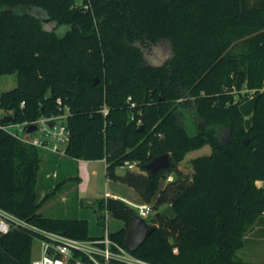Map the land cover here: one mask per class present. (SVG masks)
<instances>
[{
	"label": "trees",
	"instance_id": "16d2710c",
	"mask_svg": "<svg viewBox=\"0 0 264 264\" xmlns=\"http://www.w3.org/2000/svg\"><path fill=\"white\" fill-rule=\"evenodd\" d=\"M74 1L0 0V75L18 80L0 94V112L32 121L58 114L62 99L71 130L64 155L105 159L108 178L151 203L155 229L137 257L149 264H259L237 252L249 232L264 231V186L257 184L264 180V0H92L94 15ZM164 42L171 54L152 64L146 54ZM245 88L256 96L250 129L241 110L250 96ZM204 144L212 153L193 158L186 172L180 161ZM164 153L169 168L151 174L145 165ZM41 160L38 146L0 128V208L36 228L96 238L87 219L40 212L50 196L40 198ZM130 161L137 170L117 172ZM91 204L99 223L104 211L125 221L110 234L127 247L136 211L112 196ZM162 205H172L175 217ZM36 234L22 224L0 233V264H31Z\"/></svg>",
	"mask_w": 264,
	"mask_h": 264
},
{
	"label": "rangeland",
	"instance_id": "374dc122",
	"mask_svg": "<svg viewBox=\"0 0 264 264\" xmlns=\"http://www.w3.org/2000/svg\"><path fill=\"white\" fill-rule=\"evenodd\" d=\"M170 54V46L168 43L164 42L154 45L152 50L148 52L146 56L152 64H160ZM17 82L16 73L0 75V94L3 91H9L14 88L17 85ZM235 97L237 98L238 96ZM249 105L251 107L252 105L254 106V99L248 97L241 104L244 123L248 122L247 113L245 111H247ZM191 128L192 131H194V127L191 126ZM32 135L33 137H37L39 133L37 131L36 133H32ZM39 150L42 160L38 172L37 186L39 194L41 195L40 198H43L48 194L50 195L40 208V212L44 215L58 218H74L76 216L78 218H85L89 221V234L91 236H102L107 229L110 233H114L126 224L122 218L111 211H104L101 222L99 223L97 220V213L95 212L91 201H95L98 198H103L110 194L113 197H119L124 200L136 212H138L139 206L151 205V203L145 202L132 186L122 181L119 182V180L108 178L106 176L105 163L98 160L91 162L88 168L91 179L89 182L86 181L84 183L82 191L79 192V196H81L80 199H82L81 202L75 194L77 186L75 180H70V178L68 179V176H66L70 172L71 174H76V169L61 162V156L63 155L46 151L41 148H39ZM211 151V146L209 144H204L185 154L184 159L180 161L179 165L183 167L186 172H190L191 160L197 156L210 154L212 153ZM131 166L136 170L138 168L136 162L130 161L118 166L117 172L123 173L126 168ZM93 169L97 171V174L92 173ZM166 182L165 178H163L160 181V185L164 186L167 184ZM164 208H166L165 205L160 206L161 210ZM153 215L154 210L150 217ZM150 217L147 218L148 221ZM149 222L152 223L151 219ZM32 243V258H37L40 255L41 244H39V240L36 237ZM238 251V256L242 257L244 260L264 264V231H260L256 227L249 232L245 246Z\"/></svg>",
	"mask_w": 264,
	"mask_h": 264
},
{
	"label": "built area",
	"instance_id": "2783aa9c",
	"mask_svg": "<svg viewBox=\"0 0 264 264\" xmlns=\"http://www.w3.org/2000/svg\"><path fill=\"white\" fill-rule=\"evenodd\" d=\"M92 2V0H75L72 7L94 15ZM94 21L96 24L97 18L95 16ZM241 92L249 93L251 96L254 90L245 88ZM57 103L60 107L58 114L41 116L36 120L24 122H14V120L10 121L7 119L5 123L0 122V128H4L26 143L38 146L46 151L64 155L71 136V130L67 123V117L70 114L69 107L63 104L61 98L57 99ZM104 111L107 112V109L105 108ZM4 114L10 115L9 113L0 112V115ZM31 124H36L37 130L28 133L27 128ZM37 131L39 135L33 137L32 133ZM173 179L174 175L171 173L165 180L169 182ZM152 211L151 205H142L138 207V212L136 213L147 219L151 216ZM17 224H22L35 230L37 233L35 237L41 244L40 255L37 258H33L31 264H149V262L134 255L128 247L114 240L108 229L102 236L79 239L69 236V234L36 228L25 220L0 208V233L8 232Z\"/></svg>",
	"mask_w": 264,
	"mask_h": 264
},
{
	"label": "water",
	"instance_id": "95a60500",
	"mask_svg": "<svg viewBox=\"0 0 264 264\" xmlns=\"http://www.w3.org/2000/svg\"><path fill=\"white\" fill-rule=\"evenodd\" d=\"M5 10H13L11 7H6ZM31 13L38 15L42 19H44V22L50 27V28H56V24H52L51 19L46 16L45 13H43L41 10L33 9L30 11ZM7 119L10 121L14 120L13 115H7ZM51 123V122H50ZM37 130L36 124H31L27 128V132L31 133L33 131ZM249 138L244 140V143L249 142ZM171 163V156L169 153H164L161 155H157L153 157L145 166V168L150 171L151 174H155L160 169L169 168V165ZM167 216L175 217V210L172 205H168L166 208L162 211ZM130 215V225L127 229L126 235H125V244L128 247V249L131 252H135L141 244L151 235V233L155 229V225L149 223L147 219H145L142 215H139L137 213H131Z\"/></svg>",
	"mask_w": 264,
	"mask_h": 264
},
{
	"label": "crops",
	"instance_id": "0c3cea01",
	"mask_svg": "<svg viewBox=\"0 0 264 264\" xmlns=\"http://www.w3.org/2000/svg\"><path fill=\"white\" fill-rule=\"evenodd\" d=\"M249 98L254 99V106L252 105V107H251L249 105L247 107V111H245L247 113V117H248V122L245 123V127L247 129H250L252 127V125H253V111H254V107H255L256 96L255 95H251V96H249ZM242 113H243V111H242ZM61 160H62L61 161L62 163H66V165H68V166L70 165V166L74 167L76 169L75 170L76 174H78L79 177L81 178L82 181H80L77 184L75 194H76V197L79 199V201L81 200V202H82V199H80L81 196H79V192L82 191V189L84 187V183L86 181L89 182L90 179H91V175H90V173L88 171V168H89L91 162H93L94 160H98V161L104 162L105 163V168H106V161H105V159H92V160H88V161L86 159H71V158H69L67 156H64V155L61 156ZM92 173L93 174H97V171L93 169ZM74 175L75 174H71V172H70L66 176H68V179L70 178V180H71V177L74 176ZM257 184L259 186H264V180H258ZM107 193H109V192H107ZM108 195L112 196L110 194H108ZM94 237H99V236H94Z\"/></svg>",
	"mask_w": 264,
	"mask_h": 264
}]
</instances>
